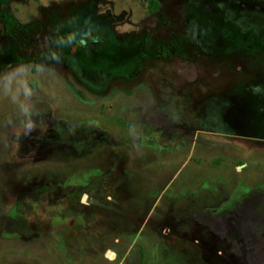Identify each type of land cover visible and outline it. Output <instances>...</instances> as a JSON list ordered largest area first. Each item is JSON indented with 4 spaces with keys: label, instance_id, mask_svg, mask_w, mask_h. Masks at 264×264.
I'll use <instances>...</instances> for the list:
<instances>
[{
    "label": "rangeland",
    "instance_id": "obj_1",
    "mask_svg": "<svg viewBox=\"0 0 264 264\" xmlns=\"http://www.w3.org/2000/svg\"><path fill=\"white\" fill-rule=\"evenodd\" d=\"M0 264H264V0H0Z\"/></svg>",
    "mask_w": 264,
    "mask_h": 264
},
{
    "label": "trees",
    "instance_id": "obj_2",
    "mask_svg": "<svg viewBox=\"0 0 264 264\" xmlns=\"http://www.w3.org/2000/svg\"><path fill=\"white\" fill-rule=\"evenodd\" d=\"M151 7L153 10H155L157 8V6H155V5H152Z\"/></svg>",
    "mask_w": 264,
    "mask_h": 264
}]
</instances>
